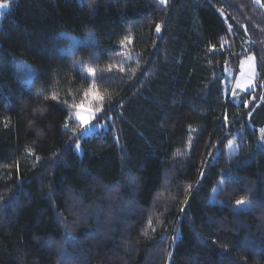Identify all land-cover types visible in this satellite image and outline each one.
Masks as SVG:
<instances>
[{
    "label": "trees",
    "instance_id": "1",
    "mask_svg": "<svg viewBox=\"0 0 264 264\" xmlns=\"http://www.w3.org/2000/svg\"><path fill=\"white\" fill-rule=\"evenodd\" d=\"M4 1L0 264H264V0Z\"/></svg>",
    "mask_w": 264,
    "mask_h": 264
},
{
    "label": "rangeland",
    "instance_id": "2",
    "mask_svg": "<svg viewBox=\"0 0 264 264\" xmlns=\"http://www.w3.org/2000/svg\"><path fill=\"white\" fill-rule=\"evenodd\" d=\"M162 2H167L168 0H160ZM254 2L257 5H262V0H254ZM12 1H4L0 0V28L2 26V20L3 17L10 13L13 8ZM230 31L235 36L236 33H238V28L236 24L229 23ZM65 36H68L70 39L71 46L67 49H65V53L67 54H73L75 48L79 45V42H83L84 39L82 38H76L71 34H65ZM234 39H238L236 36ZM87 40V37L85 41ZM238 41V40H236ZM77 70L81 72L83 75L90 79H94L95 72L90 67L78 64L76 66ZM18 72L20 75V78L23 82L26 84H29L32 81L33 75L30 74V72H26L23 69H18ZM257 62L255 56H247L246 58L241 60L240 66L238 68V75L236 78V81L234 83V88L231 90L232 95L231 99H234L235 101L239 102L241 101L249 92L253 91V94L250 96V101H255L257 99V89L260 84L258 81L257 83ZM257 85V86H256ZM256 88V89H255ZM231 94V93H230ZM229 97V96H228ZM86 101H91V118L90 122L85 125L81 123V120L78 119V114L80 116H83L85 119H89V112L88 110L82 108L81 106L77 108L73 114L75 116V119L79 122L81 125V130L79 132L81 138H89L96 134H102L104 131H107L109 128V121L107 118H100L99 115L102 112V107L104 106V100L101 97V95L93 88L90 90V92L87 94V97L83 103ZM247 105V104H246ZM111 121V119H110ZM80 153L82 152V148L77 147ZM252 205L249 201L243 200V203H237L235 206L236 211H247L252 209Z\"/></svg>",
    "mask_w": 264,
    "mask_h": 264
},
{
    "label": "snow or ice",
    "instance_id": "3",
    "mask_svg": "<svg viewBox=\"0 0 264 264\" xmlns=\"http://www.w3.org/2000/svg\"><path fill=\"white\" fill-rule=\"evenodd\" d=\"M160 29L157 28V31H159ZM55 99V97H53ZM91 105H92V102L91 101H86L85 103H82L81 107L88 110L89 112V119H85L83 116H80L78 114V119L81 120V123L87 125L89 122H90V118H91V115H92V112H91ZM262 138H264V132H262ZM77 147H79V145H77ZM237 203H243V201H238Z\"/></svg>",
    "mask_w": 264,
    "mask_h": 264
}]
</instances>
